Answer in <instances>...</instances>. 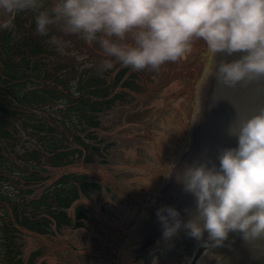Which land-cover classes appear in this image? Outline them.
I'll return each instance as SVG.
<instances>
[{"label":"clouds","instance_id":"1","mask_svg":"<svg viewBox=\"0 0 264 264\" xmlns=\"http://www.w3.org/2000/svg\"><path fill=\"white\" fill-rule=\"evenodd\" d=\"M0 0V28L9 27L21 12L36 13V30L49 36L59 25L66 34H78L104 53L98 70L119 63L136 70L158 69L185 58L194 38L202 39L213 54L209 71L229 90L237 117L229 134L237 145L224 147L214 160L188 166L179 179L196 199L185 221L172 205L157 209L165 238L183 228L205 241V255L232 232L245 240L264 239V0ZM51 44H59L55 35ZM242 53L217 62L216 56ZM208 76V77H209Z\"/></svg>","mask_w":264,"mask_h":264},{"label":"trees","instance_id":"2","mask_svg":"<svg viewBox=\"0 0 264 264\" xmlns=\"http://www.w3.org/2000/svg\"><path fill=\"white\" fill-rule=\"evenodd\" d=\"M35 15L23 11L0 28V264H19L20 231L47 235L53 225L95 223L88 202H101L110 189L78 173L48 184L51 173L107 165L116 143L103 135L102 117L143 90L129 67L101 72L62 53L60 26L42 36ZM52 35L59 44L49 42Z\"/></svg>","mask_w":264,"mask_h":264},{"label":"rangeland","instance_id":"3","mask_svg":"<svg viewBox=\"0 0 264 264\" xmlns=\"http://www.w3.org/2000/svg\"><path fill=\"white\" fill-rule=\"evenodd\" d=\"M58 37L62 53L84 67H98L104 59V53L97 44L88 43L78 34H66L60 27ZM199 41L195 42L192 55L195 60L188 65L179 59L165 62L152 75L154 69L150 67L140 70L147 77L142 75L140 78L142 92L132 94V99L102 117L107 129L103 135L116 143L107 165L77 164L52 171L48 184L62 175L78 173L100 180L111 191L101 202H88L99 219L94 227L88 225L83 229L87 232L64 229V235L70 236L73 244L91 246L94 230L102 232L96 246L103 241L113 242L116 230L129 232L146 212L141 211L143 204L139 199L153 201L167 183L172 168L191 142L198 98L195 80L203 81L206 71L204 44ZM184 141H187L185 148ZM19 237L24 244L25 259L33 250L48 246L47 239L34 238L25 230Z\"/></svg>","mask_w":264,"mask_h":264},{"label":"water","instance_id":"4","mask_svg":"<svg viewBox=\"0 0 264 264\" xmlns=\"http://www.w3.org/2000/svg\"><path fill=\"white\" fill-rule=\"evenodd\" d=\"M242 53L227 57L218 53L216 61L236 59ZM209 76V75H208ZM246 89L229 90L222 94V86L216 76L210 75L203 84L198 111L192 124V140L179 164L172 170L169 182L161 190L156 207L145 227L147 228L145 247L151 246L157 252L146 259L145 264H264V239L249 241L242 234L232 232L220 246L211 249L214 258L205 255V241L191 237L182 228L177 235L165 238L157 209L163 205L176 207L187 221L196 207L195 196L187 192L179 179L184 170L195 163L214 160L219 163L218 155L222 148L237 145L235 137L229 134V127L237 117V109L231 96Z\"/></svg>","mask_w":264,"mask_h":264},{"label":"flooded vegetation","instance_id":"5","mask_svg":"<svg viewBox=\"0 0 264 264\" xmlns=\"http://www.w3.org/2000/svg\"><path fill=\"white\" fill-rule=\"evenodd\" d=\"M199 40L202 39L194 38L191 52L187 57L181 59L183 63L188 65V63H192L195 60L192 55L195 49V42ZM199 42L204 44V66H206V71L203 78L205 79L213 62V54L207 50L206 43L203 40ZM129 69L131 74L138 75L139 77L141 76V79L142 75L144 78L146 77L140 70H136L131 66H129ZM192 70L196 72L195 68ZM155 72L156 70L154 69L151 75ZM141 79L139 82H141ZM201 80L202 79L198 78L195 80L197 95L200 90V83L204 82ZM139 200H141L140 202L143 204L141 211L146 212L143 213L141 219L133 225L129 232L125 233V230H116L115 232L117 235L114 236V241H108L112 243L111 245L110 243L103 241L96 246L97 241L101 239L100 233L102 232L99 230L93 231V235L91 236V246L75 245L70 236L64 235V229H72V227L61 226L57 228L56 225H53L52 232L47 235L32 234L34 238L47 239L48 246L43 249L39 248L33 250L27 259H25L24 256L23 242L20 237L16 238V240H18L17 243L19 244V257H17V259L19 258V264H145L146 259L157 252L155 248L153 249L151 246L146 248L144 245L146 234L148 232L145 225L150 217V213L155 207V200L151 201L145 198ZM83 229L85 228H79L77 230L86 231ZM76 233L83 234L80 232ZM104 243L106 244L104 245ZM44 249H46V251H44ZM153 264H159V262L154 260Z\"/></svg>","mask_w":264,"mask_h":264}]
</instances>
